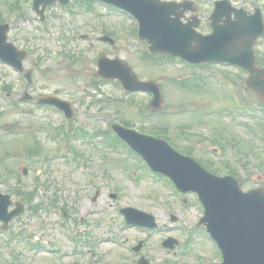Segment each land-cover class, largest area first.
I'll return each instance as SVG.
<instances>
[{"label":"rangeland","instance_id":"374dc122","mask_svg":"<svg viewBox=\"0 0 264 264\" xmlns=\"http://www.w3.org/2000/svg\"><path fill=\"white\" fill-rule=\"evenodd\" d=\"M232 1L248 11L259 6L264 15V0ZM31 2L0 0V19L10 22L8 40L28 53L24 67L35 70L31 90L36 95L57 93L71 102L75 113L64 122L61 114L48 107L14 106L12 99L21 95L24 79L0 61V190L12 197L19 192L33 195L31 201L19 195L25 211L10 222V232L0 228V264L4 260L8 264L73 262L80 257L83 237L88 241L84 249L94 242L103 259L132 264L123 260L124 251L114 243L144 236L120 222L117 208L125 204L152 213L158 221H168L163 209L173 211L182 225V234H177L181 247L175 255L160 248L159 234L148 240L146 252L156 264H164V260L166 264L219 261L215 243L203 230L190 239L183 234L202 216L195 194L184 195L186 203H179L166 178H148L152 174L138 157L129 151L127 158L124 149L111 147L104 135L93 136L109 128L113 118L129 120L143 132L162 130L178 148H189L193 156L232 165L243 189H264V112L257 96L245 88V74L225 65H189L163 54L144 57L147 44L134 41L131 22L98 6L87 9L75 4L63 9L53 5L41 21ZM106 29L114 34L112 46L95 40ZM82 34L89 38L82 39ZM255 51L264 52V36L255 44ZM101 55L121 58L139 79L158 83L163 99L160 109L150 108L145 93L122 94L121 98L113 80H96L100 78L96 60ZM217 77L230 81L245 106L262 117L249 116L252 121L246 115L234 118L238 108L221 90L229 86L223 80L214 82ZM4 86L12 93L10 98L4 97ZM64 131H70L66 139ZM218 141L224 142L223 151ZM69 148H76V158ZM23 165L27 175L21 173ZM96 190L99 195L92 202ZM111 192L119 198L112 199ZM62 206L68 218L60 217ZM29 234L36 235L40 245L62 250L63 256L57 259L54 252L29 248Z\"/></svg>","mask_w":264,"mask_h":264},{"label":"water","instance_id":"95a60500","mask_svg":"<svg viewBox=\"0 0 264 264\" xmlns=\"http://www.w3.org/2000/svg\"><path fill=\"white\" fill-rule=\"evenodd\" d=\"M53 1L35 0L34 4L36 7L39 3L45 5ZM260 18L257 14L250 23L241 21L229 30L216 31L202 39L197 38L193 31L188 29L190 37L185 45L189 44L186 50L194 61L227 60L247 69L250 73L247 84L257 91L264 101V78L260 83L256 81L264 74V69L256 66L255 55L251 50L255 39L263 33ZM6 28L0 26V55H6L8 61L20 66L25 54L5 42ZM172 44L179 45V42L172 40ZM159 48L161 47L151 49ZM120 64L128 78L134 81L128 68L123 63ZM154 86L152 83L138 84L140 88ZM159 104L160 96L156 92L153 105L158 107ZM138 136L143 139H128L154 169L170 175L185 190H195L199 193L206 209L203 221L220 244L224 254L223 264H264V191L251 189L242 192L233 178L209 175L196 163L182 160V157L168 148L163 141L144 135ZM9 203V197L0 194V219L5 222L15 213H7ZM130 218L135 220L133 214Z\"/></svg>","mask_w":264,"mask_h":264},{"label":"flooded vegetation","instance_id":"af4514ba","mask_svg":"<svg viewBox=\"0 0 264 264\" xmlns=\"http://www.w3.org/2000/svg\"><path fill=\"white\" fill-rule=\"evenodd\" d=\"M195 1H196L195 3L197 4V5H196L197 14H198L199 18H201V27H205L206 24H207V18H205V15H206L208 12H209V13L211 12L212 5H211V8H210L209 5H208V3H205V4H204L203 2H198V3H197V0H195ZM200 4H202L201 7H199ZM209 8H210V10H209ZM187 16H189V14H187ZM143 247H144V245L142 244V246L140 247L139 250L134 251V253H133L134 256H133V257L136 258L135 263H136V261H137V259H138V257H139L140 255H145V254H144V251H142ZM91 253H92V256L95 254L94 251H92ZM174 253H175V252H174ZM96 260H97V259H95L93 263H95ZM114 263H115V262H114ZM132 263H133V262H132Z\"/></svg>","mask_w":264,"mask_h":264}]
</instances>
